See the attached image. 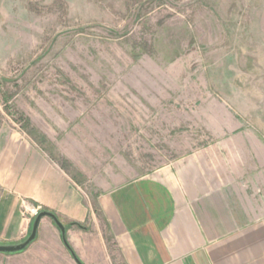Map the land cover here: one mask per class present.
Returning a JSON list of instances; mask_svg holds the SVG:
<instances>
[{"label":"rangeland","instance_id":"rangeland-1","mask_svg":"<svg viewBox=\"0 0 264 264\" xmlns=\"http://www.w3.org/2000/svg\"><path fill=\"white\" fill-rule=\"evenodd\" d=\"M226 118L264 125V0H0V125L60 162L143 174Z\"/></svg>","mask_w":264,"mask_h":264},{"label":"crops","instance_id":"crops-1","mask_svg":"<svg viewBox=\"0 0 264 264\" xmlns=\"http://www.w3.org/2000/svg\"><path fill=\"white\" fill-rule=\"evenodd\" d=\"M228 120L201 126L214 140L120 178L96 177L58 146L86 192L63 162L0 125V246L29 236L26 203L64 227L41 218L35 239L0 264H264V125Z\"/></svg>","mask_w":264,"mask_h":264},{"label":"water","instance_id":"water-1","mask_svg":"<svg viewBox=\"0 0 264 264\" xmlns=\"http://www.w3.org/2000/svg\"><path fill=\"white\" fill-rule=\"evenodd\" d=\"M43 217H50L54 221L56 226L60 229L61 233L64 235V227L54 215H52L51 213H47V212H40L35 217V219L33 220L31 232H30L29 236L27 237V239L25 241H23L22 243L17 244V245L0 246V253L11 254V253H18V252L23 251L35 239L39 221ZM63 242H64V245L66 246V248L69 250L70 247L68 246L64 236H63ZM70 253L74 256V254L71 251H70Z\"/></svg>","mask_w":264,"mask_h":264},{"label":"built area","instance_id":"built-area-1","mask_svg":"<svg viewBox=\"0 0 264 264\" xmlns=\"http://www.w3.org/2000/svg\"><path fill=\"white\" fill-rule=\"evenodd\" d=\"M40 210V207L26 203L25 212L29 219H34L40 213Z\"/></svg>","mask_w":264,"mask_h":264},{"label":"trees","instance_id":"trees-1","mask_svg":"<svg viewBox=\"0 0 264 264\" xmlns=\"http://www.w3.org/2000/svg\"><path fill=\"white\" fill-rule=\"evenodd\" d=\"M64 165H66V162H63ZM71 251V249H69ZM72 252V251H71Z\"/></svg>","mask_w":264,"mask_h":264}]
</instances>
